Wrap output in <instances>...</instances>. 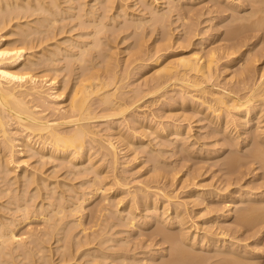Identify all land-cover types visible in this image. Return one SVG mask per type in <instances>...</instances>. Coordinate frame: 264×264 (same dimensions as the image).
Returning a JSON list of instances; mask_svg holds the SVG:
<instances>
[{"label": "rangeland", "instance_id": "obj_1", "mask_svg": "<svg viewBox=\"0 0 264 264\" xmlns=\"http://www.w3.org/2000/svg\"><path fill=\"white\" fill-rule=\"evenodd\" d=\"M58 1H59V5H58L59 8L56 7V6L55 7L51 6L52 7L51 8L49 6L52 9V11H56L55 13L58 16L62 15V16H59V19H60L59 20L58 16L56 18V14L55 13H54L55 15H53V16H52V14H50L52 17L55 16V19H56V21H55L56 23L54 22L55 26H51V28L54 27L52 29H54L55 32H57V30H58L57 36L52 38L50 41L48 40L43 45H45V47H46L45 48L46 50L44 49V52H45L44 54H46V52L50 53L49 50L53 51V53L52 52L51 53L53 54L52 56H55V57L50 56L51 53H50V55L48 53V54H46L44 56H48L49 55V57H51L53 59V60H51V58H50V60H51L50 62L51 63L54 61V63H52L53 66L51 64L50 65L53 67V69H55L54 67L56 66V70H57L56 72L57 73H55V71L53 70L51 72L52 75H50V76L57 75V76H55L56 78H54V79L58 78L57 81H61V84L62 83L65 84V85L67 84L68 87L65 86L66 89L64 88L66 90L65 93L68 92L71 89V87L73 86V84L75 82H77V80H78L77 76H79L81 72H83V71L85 72V70L87 69L86 66L94 65L95 67L96 66L99 67L100 65H102L99 68L100 70L102 69V67L103 68L104 67H108L107 70H110V71L114 68L117 71V76H118V73H119L121 75V77H124L123 75L125 73H127L125 75L126 78L124 79V84L126 82L127 83L123 86V90L126 91V93L123 94L122 97L125 95V97L127 96V99H130L128 97L132 96L133 95L132 93L136 94V92L137 93L140 92L139 94H137L138 96L140 94H142L144 97L142 95H140L142 97L139 98L140 99L139 100L138 98H133V96H132L131 98H133V101L134 102L136 101L134 103L135 105L134 104H133L134 106L132 105L135 108H133L131 106L132 108L130 107L125 112L124 115H126L127 117H123L124 115L120 114V115H118L119 117L117 119L114 118L116 120L114 121L115 123L112 121L113 123H112L111 127L109 126V123H107V121H108L107 119L108 118L107 119L100 118V119H98L97 121L94 122V124L96 123L94 126L97 125V127H98V128L97 127H95V128L100 130L99 131L100 134L102 133V136L104 135V137H107V138L108 137H111V138L113 137V141L119 147L118 148L119 154H117L118 157H119V158H117L118 159L117 164H119V165H117L116 168L112 167L113 169L116 170V172L112 170V168H111V166L109 164H106L107 163L106 160H104V162H102L103 159L101 158V153L100 152L98 153V152L95 151L96 148H97V146H96L97 143H95V144L93 143L92 145L90 144V147L89 146L87 147L88 152L90 150L89 153L93 152L92 153L93 156L91 157V160H90L91 162L90 161H86V163L85 162L83 163L81 161H79V162L77 161L76 163H74L75 165H73L72 163H69V162L67 163L66 161L65 162H63V161L61 162L60 160L59 161L46 160V162L43 165V164H41L42 162H40V160H38L39 159L38 156L30 157V160H28V163H29L28 168L32 169V168H35L34 166L37 167L36 168L37 169L36 173H37V177H38V182L37 183H39V181H40L39 177L41 178V176H43V177L46 178L45 186L41 190L43 195L37 196L38 199L36 197L34 199L31 198L32 199V201H31L30 195H28V194H30L31 190H33V191L35 190L34 188L36 186V182H33L35 184H33L32 181L30 183L28 178H26L28 180L26 182L27 183L29 182V184L27 185V183L25 181H23V180H26V179L24 177L23 178L21 177V176H23L25 174H23V172H20V174H21V176H20L19 173H18L17 177L18 178L21 177V178H19L20 181L18 183H16V184H18L17 185L18 190H17V194H16V191H14L15 192V196H17V195L19 196L20 194L22 195L26 191L25 192L26 195L24 194L25 196L22 197L20 195V197L24 199L22 201V199L19 198V200L21 201L20 204L24 205L26 200H27L28 203L26 202L25 205H27V204L30 205V202H31L32 203L31 206H33L34 208L36 207V208L39 209L38 210L36 208L35 209L34 208H32V209L30 208V212L36 210V213H34V215L37 218L35 216H33L35 218L32 217V219H33V221H32V219L29 218L30 215L27 216L25 214L26 216H24V215L22 216L23 213L21 211L16 212L17 210L15 209V207L19 204L20 201L17 199L18 200L17 205L14 202L13 203L10 202V204H6L7 203L6 201L9 199L6 196L5 199H7V198L8 199L5 200L3 198V199L0 200L1 201L0 203H2V201L6 202L5 204L9 205L11 210L8 207L4 208L2 206L4 208V210H3V208H2V210L1 209L0 210L3 211V212L5 211V212L2 215L3 212L0 211L1 212L0 214L4 217V220H6V218H7L6 216H8L7 220H13L12 218L16 219L14 222H16V223H18L20 225V226L18 225L19 227H17L18 234L19 235L23 234L20 237L30 236V234H32L30 236V238L31 237H38V235L40 237H43L45 235H41V234L44 233L45 231H42V230L49 231V230H47L48 226H50V230L52 229L55 232L58 230L57 233H59V234L56 233L57 235H59V237L57 235H54V237L52 236L50 238L51 240L48 239L47 242H45L44 245H40V246H43L44 249L41 250L40 252H38L36 254V256L34 254L35 257L28 253V256L30 255V257L32 259L34 258L36 260V262H34L35 260L33 259V261L31 260V262H34L35 264H41V262H42L41 261L42 260L41 257H43L44 255L48 256L50 254L49 255V261L50 262L48 261V263L49 264H56V263L59 264V262L62 261L63 259L66 260L67 258L69 259V257L71 258V256L68 255L69 251L65 250V249H68V247L66 248V246L69 243V241H70V243L68 245H69V248H70V244H72V242H77L80 239L81 240H85L87 237H91V240H93L92 237H95V238H96V236L98 237L99 236L98 233H101V237L103 239L101 237H100L101 239H99V237H98L99 240L95 239L94 243L92 242L93 243L92 244L93 247L90 250L88 249L87 251H85L86 254H85V252H84L83 256H79V254H76V256L75 255L73 256V257H75L74 259H72V260L70 259V261L67 260L68 262L64 261L65 263H63V261H62L60 264H85V263L86 264H127V263L128 264H160L161 263L160 261H163V260L167 259V257L171 258V256H169V255H171L175 251L177 252L179 249L181 250L182 246H184L183 247L184 249L182 248L183 250H191L192 252L195 253L197 250L193 251V248L191 247V245H190V247L192 249L186 247L187 245L190 244V240L189 241L186 240L184 242L185 245L182 242V244H181L182 246H179V247H178V245H180V244L177 245V243L174 242L176 244V246L178 247L177 248L175 246V244H172L173 241H171L172 243L170 241H168L169 242L168 243L166 241L167 239H165V237H167V236H168L167 238L172 237V235L174 237V234L178 233L180 231L179 229H181V227L180 228L177 227V226H179L178 224L172 223L173 219H170L171 221H167L166 219H164V217L166 215H168V214H171V215L173 214L174 215V212H175L174 210L177 209V206H178V204L176 202H178V201L179 202L181 201L180 203L184 204V205L181 204L179 207L184 209L185 214H188V215L190 214L189 218L191 217V219L186 224L189 227L186 226V225H183V226L186 227L185 228V232L186 233L188 232L187 236H189V234L192 233L191 237H193L192 235L194 233L193 232L194 231V227L197 226V224L201 225V226L203 225L202 227H204L205 229H206V227L208 228V226L211 224L210 226H211L212 230H214V231L216 230V232H219L221 234L220 235L219 233H217L218 238H220V237L223 238L224 237L223 236L224 227L228 226V228H231V229L230 230L227 229V233H228L227 235H233V234H234V236L238 235V238H240L238 240V243H240L241 245H243V244L245 245L246 243H249L248 244V249L249 248L250 249L259 248V247H261L262 244L264 246V242H263L264 240H262V239H264V235L262 236V238H260V240L259 239L257 240V236L255 234V231L257 229L255 231H253V230L246 229L245 227L244 228H241V227L240 228L239 227L236 228V226H235L237 224L236 219H238V218H235V216L232 217V215H231V217L225 218L224 215H225V211L227 209V206H226L227 202L225 203L224 201L223 202L221 201V202L217 203L216 201H218V200H216L215 202L217 203L216 205L219 208V210H217L218 213H215V211H212V206H209V207H211L210 209H209V207H207V205H206L207 203L206 202L199 201V204H196L197 202L195 203V201L198 199L197 196L190 197L191 196L190 192H191L192 188L196 186V182H202V184L205 185V186H203L204 189H215L216 187L217 188H223L224 187V185L226 184V178L228 177V174H229L230 169H231L229 164H228L229 163L228 161L230 159L229 157H231L232 154H235L238 150H239L238 152L242 153V151H240V149L243 150V152L244 151L246 152L249 149H254V146H255V144L257 142H259V144L264 142V134H261V133H264V131H263L264 128L262 129V127H264V120L261 123L257 122V121H253V123L250 124V128L252 129V131L249 132V133L248 132L247 133L243 132L245 129H242L239 133L236 132L237 129H236V127H234V125L237 124V120H234L233 121L234 124L232 122L230 123V125L228 124L229 126H233L234 127V130L233 129L230 130V133L232 134L231 135V134L227 133V130H225L226 125H225L224 120L222 118H221V120H223V123H222V125H223L222 127L223 128L220 131L219 130V127L221 126V123H219L220 120H215V122H213V121H211L210 118H208L206 116L204 117V114L206 112V110H205V112L202 111L204 106L202 104H200V103L198 104V103L192 102L191 101L192 98L190 97V95H187L186 99H188L187 97H189V100L192 102V105L194 104V106L190 105L191 104L190 101L185 100V96L179 95L180 93H177V90L175 91L174 89H166V88H164V90L163 89L159 90L158 91V94H159L158 96H160V94H162L166 90L162 94L163 96L161 95L160 98H158L157 92H155L156 94L153 95L154 93L152 94V93H149V91H148L149 90V85L152 83L151 80L149 79V76L152 74V72H154L153 70H155L156 66H157V65H154V64H148V63H150V60H151V59H148V57H151V54H152V57H154V56H156L155 54L163 53L161 63L163 62L162 64H164V63H166V62H168L170 60H175V57L176 56L178 57V55H180V54H184V55L186 53H187L186 55L193 54V52H195L196 50H197V52H200V54L206 55L208 53L207 51H209L211 48H214V47L222 51V52L219 53L222 56L220 57V59H221V60H219L220 62H218L219 63L218 67L220 66L219 67L220 68V72L218 70V72H219L218 73L219 75L217 74L218 75V77H217L218 79L215 77V79L213 80V78H212V80L207 82V84L204 83L206 86H209V87L218 86L216 88L221 89L222 87H219L218 84H220V86H225L226 85L225 86L226 90L225 89H223V90L221 89V90L222 91L225 90L226 92H230V93H231L232 87H234V89H236L235 85L237 87L238 78L240 77L239 70H241V67L246 63V61H243V63H242V61H240L239 58H240V56L242 54H245V52H247V51L251 55V56L249 55V57L247 56V58H250V60L252 61L251 65L253 67V71L254 72L252 71L251 75L253 76L252 78L255 79V80L254 79L253 80L256 81V82L263 81L264 73H262V75L260 73L264 69V26L252 29L250 27L254 28V26L245 25V24H248L245 21L246 20L248 21V19L250 21V19L252 18L250 14L257 13L256 12L257 11V7L260 8V6H261L260 2L262 3V1H264V0H259L260 2L258 0H58ZM83 1H84V3L81 4ZM262 4H263L262 8L260 9L261 11L258 9L259 12H262V10H263L264 2ZM122 5L124 6V8H127V11H128V13H125V15H124V12H121ZM53 8L56 9V10H53ZM89 9H91V10H89ZM152 9H157L160 12H167V14H168V16L166 17L167 21L165 20L164 25H162L161 22H159V21L156 22V20L154 18H152V16H150ZM58 11H59V13H58ZM62 11L64 12V14H63ZM60 12H62V13H60ZM259 12L257 14H259ZM263 12H264V10H263ZM38 13H40V14H38ZM41 13L42 12H38L37 11V14L36 15L34 14V16L30 15V18L28 16H24L23 19H21V20H25L27 22V21H29L28 18L31 19L30 20L31 22L29 21L27 24L25 22L26 27H25L24 21H22L23 22L22 23L21 20L18 19L17 21H19V23L21 22V25L23 24L22 25L23 27L20 25V28H19L20 32H19V29L17 28L19 26L15 25L16 28H14V26H13L12 27L14 29L13 32H15V29H16V33H15V35H13L12 34L13 32H12L10 34V36L8 37L9 38L8 40L16 42L21 37V32H22L21 28L25 29V28H27V25H29V26L31 25V27L33 25L34 29H35V27L38 26L37 21L42 16ZM257 14H252V15L255 16ZM113 15H115V16H113ZM63 16H64L65 19L62 18ZM246 16H249L250 18H247ZM35 17H37V18H35ZM112 17H114V20H113ZM138 18L140 20V21L138 20V22H139L138 25L139 26L135 25L136 22H137L136 20ZM32 19H35V25H34V22H32V21H34ZM36 19H38V20H36ZM17 21L14 22V24H18ZM41 21L42 20L40 19L38 22H40V24H41L43 22V21L42 22ZM99 22L101 23V25H99ZM45 23L46 22L44 21V23H42V25L45 24ZM54 23H53V25H54ZM102 23H104V24H102ZM241 23H243V27H244V25L248 26V27L250 26L249 30H247L248 28H246L245 30H247V31L241 33L244 36L249 37V38H247L248 39L247 42H246L247 44H245L244 47H242V46L240 47L241 48L240 49L241 51L239 50L240 52L237 51V52L233 53V55H231V56L229 55L227 57V56L224 55L225 54V50L228 51V45L232 41L231 39L236 38V37L233 38V33H234L233 30L235 28L232 29V27L234 25H236V27H237V24L240 25ZM36 24H37V26H36ZM140 24H142V25H140ZM165 24H166V26H165ZM95 25H97V28H96ZM239 25H238V27H239ZM39 26H38V28H39ZM136 26L138 27L139 30L136 29L137 28ZM31 27H29V28H31ZM40 27H42V26H40ZM98 28L101 29V30H99ZM189 28L192 29L193 33L192 34L190 33L191 36L189 35L188 38H186V33L188 32ZM17 29H18V32H17ZM97 30L99 31V33L96 32ZM135 30H137V31H135ZM196 30H197V33L199 32V34H196V32H194ZM230 30L232 31V34L229 32ZM94 32L97 33V35L95 34V40L96 41H94V36H93ZM16 34H19L20 36L16 35ZM230 34L232 36H230ZM36 35H39V33H36ZM71 35L73 37H71ZM166 36H169L171 39H169L168 41L165 42V37ZM69 37L74 39V40H72V42H74V45L72 43H70V44L73 45V47H71L72 49L70 47H68L69 45H67V44H69V42H67V39ZM96 37H97V39H96ZM140 37H142V39ZM15 38H17V39H15ZM201 38H202V40H201ZM139 39H140V41H139ZM102 40H103V42H102ZM142 40H143V42H142ZM138 41H139V43H143L144 44V45L142 44L143 47L146 50V51L144 50V52L147 53V54H145L144 52L141 53L144 48L140 51V53H137V50L135 48L138 45L137 44ZM15 42H12L13 45H14ZM50 42L51 43L54 42V43H52L53 45L55 43L57 44V45L55 44L56 51L58 49L56 46H59L60 50L57 51L59 54L57 52H55L54 50H52L51 46H53V45ZM93 42H97V43L93 44ZM16 43L17 44H15V45H18V44H20V41L16 42ZM59 43H60L61 46L59 45ZM91 43L93 44V46L97 45V44H99V45L91 48V46H92ZM89 44H90V47H88ZM183 44H184V46L180 47V45H183ZM80 45H81V47H83L84 45L85 46L88 45L86 47H88V49L91 48V50L90 49L88 50L86 48L89 51V53L87 55L86 53L88 51L86 50L87 52L84 53L85 57L83 59L82 64L79 61V59L77 58V56L79 55V52H81V49L84 48V47L81 48L80 51H79L78 47H80ZM160 45H161V47H162V45L163 46L167 45V46H169L168 48H170V49L167 48V49H165V51H164V49L159 50L157 48H159ZM65 46H66V48H65ZM99 46L102 49H100ZM43 47L44 46H42V48ZM222 47H224V48H222ZM61 48L65 49V50L67 49V51H65V50L63 51V50H61ZM68 49H69V51H68ZM92 49H94V50H92ZM70 50H71V52H73L72 55H69V54H71ZM156 50H158L160 53L158 51H156ZM219 50H217V52ZM62 51H63V53H62ZM109 51L111 53L115 52V53H112L114 56L112 55L113 57L111 58L112 61L110 62V65H109V63L105 62V60H107V58H105V57H108V55H110ZM135 52L137 54H135ZM74 53H75V59L76 60L78 59L77 61L74 58L70 59V57H69V56L73 57ZM91 53H92V55H91ZM102 54H104L105 56L104 55L101 56ZM132 54H134V55H132ZM42 55L43 54L41 52L40 56H42ZM94 55H96V56H94ZM140 55H141V57L143 59L140 57ZM226 55H228V54H226ZM235 55L236 56L239 55L238 58H236L235 61L233 60L232 62H230L229 61L230 57L235 56ZM86 56H88V57L86 58ZM135 57L138 58V60H136ZM139 57H140V60H139ZM54 58H56V59H54ZM144 58H145V61H143ZM90 59H91V61H90ZM117 62H119V63H117ZM105 63H107L109 66H106ZM142 63L146 64V65L144 64L146 68L143 67L144 65ZM96 64H98V65H96ZM226 64H228L227 67H224L223 65H226ZM82 65H83V68H82L83 70L81 69ZM111 65H112V67H111L112 69H109V67ZM127 67H128V69H127ZM140 67H142V68H140ZM158 67H159V65H158ZM127 75H129V76H127ZM145 76H147L148 78L145 77ZM237 76H239V77L237 78ZM254 76H256L257 78L258 77H260V78L257 79ZM145 78L147 79L146 80L147 84L145 83V80H144ZM53 81H55V80H53ZM212 84L215 85V86H213ZM146 86H147V88H146ZM226 87H228V88H226ZM133 88H135V89H133ZM168 88H170V87H168ZM146 89H148V90L146 91ZM133 90H135V92ZM168 93H169V96H168ZM233 93L235 94V92H233ZM149 94H150V96H149ZM137 95H134V96H137ZM177 95H179V97ZM66 96H68V95L66 94L65 97ZM180 97L185 100L183 103H181V101H183V100ZM123 99H124V97H123ZM180 99H181V101H180ZM125 101H126V99H125ZM133 101L131 100V101H128V102L131 103ZM200 105H201V107H200ZM97 108L98 107H96L95 111L100 113L101 112L100 108L99 109H97ZM198 108H200L201 110L198 109ZM129 110H131V111H129ZM151 111H152V113L154 115L151 113ZM260 114H262V115H260ZM260 114H259L260 116H258V117H262L263 116V113H260ZM50 117H52V116L50 115ZM168 117H170V119ZM171 118L173 120L177 119L176 123H178V121H180L179 123H182L185 126L187 125L186 126L187 128L188 127L191 128V129L189 128L190 131H188L187 134L185 133L183 135V137H182L183 139L179 138V140H180L179 142L175 141L176 139L169 138L167 136L168 134L165 135L166 133H161L160 131H155L157 129V127H160L161 125L165 124L166 122H168V121L173 122ZM262 118H264V116ZM107 126H108V128H107ZM138 126H140V127H138ZM109 127L110 128L113 127V128L109 129ZM122 129H124V130H122ZM172 129L168 128L167 130H172ZM256 129L257 130H262L261 133H260L261 137H257L254 134L255 132H257ZM117 130H119V131H117ZM107 131H109V132H107ZM110 132L112 134H109ZM106 133L109 136H106ZM240 133H242V134H240ZM116 134H117V136H116ZM250 135L252 136L251 137L252 139L249 140L251 142L250 144H248V142H246V143L245 142H242V143L240 142L241 144L239 143L237 145V143L234 140L236 137H238V140L246 139ZM233 136H236V137H233ZM114 137H115V139H114ZM122 137H124V138H122ZM232 137H233V140H232ZM256 145L259 146L258 143ZM260 147H258V148H260ZM263 147L264 146L262 145L261 148H263ZM94 152H96V154ZM119 155H121V156H119ZM30 163L33 164V167H32V165L30 167ZM78 163L79 164L81 163L80 164L81 166L79 165L80 167L79 166L77 167ZM34 164H36V165H34ZM68 164H70V165L68 166ZM82 164H83V166H82ZM94 164H96L95 165L96 167L93 166ZM156 165L158 166L157 167L158 169L156 168ZM252 165H253V163H252ZM252 165H250V163H249V168H247V169H249L250 172L248 170V171H246L244 173V176H243L244 179H242V182H240V184H242V185L244 184L243 187H245V188L248 187V186L253 187V185H254L253 188L254 189L256 188L255 190L259 191V193H260V192L264 191V168L260 167L259 163L255 164L253 166ZM40 166H41V168H40ZM255 167H257V169H254ZM0 168H2V167H0ZM159 168L160 169H164L165 172H166V173L164 172L166 178L164 177L163 179H161L160 182H158V180L156 178H154L157 175L156 172L159 173V171H160ZM95 169H97V170H95ZM120 169H122V170H120ZM243 169L247 170L246 167L245 168L243 167ZM54 171H56V172H54ZM45 172H46V174H45ZM96 172H97V175H96ZM103 172L105 173L106 176L107 175L108 176H107V179L104 177L106 180L104 179V181H102L103 180L102 179L101 180L102 182L100 181V184H101L100 185L99 181L97 180L98 179L97 177H98V174L104 175ZM112 173H114V174L112 175ZM119 173H120V175H119ZM193 173L195 174V176H193L194 175ZM175 174H176V176H175ZM115 175H118V176H116L117 178L118 177H122L123 178V176H124L123 180L128 182V183L123 182V183L127 184L126 186L124 184L123 185L125 187L130 188V189L132 187L133 188H137L139 186H144L145 184H148V186L150 187V190L151 191H155V190H157V188L155 189L154 187H157V185H159V184L161 185V183H165L166 182V186H165L166 189L164 188L165 190H163V191H165V192L168 191L167 193H169V192H171L173 190L174 193H175L174 196H176V197H173V198L170 197V201H167L166 200V195H165V198L163 196L164 195L163 191L161 192V194H163L162 196L160 194L153 196V194L151 192L152 198H150L151 200L149 201V204H151V205H149V207H147V208H144V210H142L141 212L137 213V214H139V215H137L138 219H136V220H138L137 221L138 223L136 222V225L134 224L135 226L133 225L134 227H132V224H130V223L128 224V222H126V221H128V219H126V217L124 218L123 215H119L118 216L117 212L115 213V211H114V210L117 209L116 207L119 208L121 206H124L128 202L127 193H126V191H128L126 189H128V188H124V187H122L123 185L119 186V184H118L119 188L122 187L121 189H118V187H115V186H117L115 183L113 185L111 184L112 176L114 178ZM172 176H174V177H172ZM195 177H196V179H195ZM110 178H111V181L109 180ZM94 179H96V182H94L95 181ZM55 180H57V181H55ZM85 180H87V181H85ZM120 180H119V182L122 181V180L121 181ZM167 180H168V182H167ZM21 181L25 184L24 186L26 188L25 187L24 188L21 187V185L23 186ZM92 182L94 184H92ZM108 182H109L110 186L108 185L109 188L106 190V192L102 191L100 188L97 187V186L100 187L102 185L108 184ZM129 182H131V183H129ZM152 182H154V183H152ZM0 183H2L1 182V178H0ZM184 184H185V186H184ZM27 186H28L29 189L27 188ZM105 186L107 187V185H105ZM233 186H234L235 189H238L237 187H239V184L232 185V187ZM235 186H237V187H235ZM0 187H2V185H0ZM19 187L21 189H19ZM55 187H57V189ZM151 187L153 189H155V190H152ZM183 187H184V189H183ZM250 188H247V189H250ZM59 189H61V190H59ZM93 189H94V191H93ZM176 189H178V190H176ZM96 190H98V191H96ZM85 192H87V194ZM47 193H49V194H47ZM103 193H104L105 196L103 195ZM237 194L238 193H236V196H237ZM56 195H59V196H56ZM87 195H88V197H87ZM42 196H44L46 198H49V199L43 198ZM77 196H78V198H77ZM80 196H81V198H80ZM124 196H126V198H123ZM24 197H26V199ZM28 198L30 199V201H28L29 200ZM79 198L80 199H84V200L86 199L85 200L86 202L83 201V203H82L83 205L81 204L82 209L84 208V210H82L80 208L81 206L77 207V202L76 201ZM119 198H121V200ZM59 199H60V201L61 200L62 201L66 200L67 202L66 201H64V203L62 201L60 202ZM117 199L120 200V202H117L118 204L115 202V201H117ZM10 200H12V199L10 198ZM164 200H166V201H164ZM12 201H15V200H12ZM50 201H51V203H50ZM53 201L54 202L56 201L54 204H55V206L57 205L56 206L57 208L55 206H54V208L52 207L53 206L52 205ZM40 202H41V204H40ZM48 202H49V204H48ZM155 202H156V207H151L153 204H155ZM167 202H169V203H167ZM229 202H230V200H229ZM35 203H37V204H35ZM61 203L63 204V206H61L62 205ZM239 203L241 205H244L241 202H239ZM33 204L36 205V206H34ZM73 204H75V206ZM1 205L2 204H0V206ZM43 205H44V210H43V207H42ZM65 205L68 206L69 208L72 206V212H70L71 210H68L69 208L66 207ZM116 205H118V206H116ZM60 206L63 208V211H60L62 209ZM64 206H65V209L67 208L66 210L68 212L64 209ZM183 206H185V207H183ZM58 207H60V208H58ZM73 208H74V210H73ZM51 209H53V211L57 212V213L53 212L54 215H55V218L54 217L52 218L48 214V213L52 214L50 212ZM54 209H56V210H54ZM77 209L79 210V213L77 212L78 211ZM8 211H9V213L7 214ZM40 211H43V213L44 212L45 213L43 214ZM74 211H75V213H78V215H80V214L81 215L80 216H78V215L76 216ZM37 212H38L39 215L37 214ZM61 212H62V214H63V212H65V213H69L70 212V213L74 214L75 217L72 214H70L71 215L70 216L69 214H65V213L64 214L66 216H63L64 214L61 215ZM11 213H12V215H9ZM41 213L43 214L42 215L43 216L42 219L40 217ZM196 214H198V216L200 218ZM201 214H202V216H201ZM47 215L49 217L48 219L46 218ZM59 216L63 217V219H65L67 216L68 217L70 216L71 218H68V217L66 218V220L68 222L63 220V219H61V221L62 222L64 221V223H65V224L64 223L61 224L62 222L60 221V219H58ZM44 217H45L46 220L43 219ZM50 217L52 219H50ZM140 218H141V220H140ZM204 218H206V219H204ZM56 219L59 220V222H61V223L58 224V222H56L57 221ZM77 219L79 221H77ZM176 219H178V217L174 218V220H176ZM44 220H45L46 224L44 223ZM50 220L51 221L54 220V224L53 223L51 224ZM73 220H75L76 222H74ZM202 220L205 221V224L204 223L201 224ZM23 221H24V223H23ZM47 221H48V223L50 225L47 224ZM55 222H56V224H55ZM79 222H81V223H79ZM66 223H67V225H70V226H71V224H74V223H75V225L77 224L76 227L75 226L74 227H70L69 226L70 228H75V229H73L74 230L73 233L71 232L72 230L70 228H69L70 232L68 233L67 230H69V229H68V226L66 225ZM217 223H219V224L221 223V224L219 225ZM51 225L53 227L55 225L56 227L53 228V227H51ZM193 225H195V226L193 227ZM60 226H61V228H60ZM261 226H262L261 228L264 230V227H263L264 226V222H263V224ZM29 227H31V229ZM63 227H64V229H63ZM65 227H66V230H65ZM221 227L223 228V230H222ZM35 228H36V230H35ZM59 228L62 229L63 231L61 232V230ZM163 228H165L167 234L171 233V232L172 233L170 235H167V234L164 233V235H165V237H164L163 233H160V231H162ZM177 228H179V229H177ZM26 229H30V231L28 232V231H26ZM186 229H187V231H186ZM200 229L201 230H198V233L196 235L194 234L196 238H197V236L199 234H201V233H203L205 231L203 228H200ZM237 229L240 230V231H238ZM31 230H32V232H31ZM39 230L41 232H39ZM64 230L68 234L72 233L74 235L75 233H77V234H75L77 236H75V238H74L72 236V234H71V237L69 235H67L66 242H64V239H65L64 235H63V234H65ZM165 230H163V231L165 232ZM233 230H235V231H233ZM24 231L28 232V233L31 232V233L26 235L27 233L24 234ZM54 231H50V232L54 233ZM173 231H175V232H173ZM235 232H236V234H235ZM33 233H34V235H33ZM35 234H37V236H35ZM44 234H46V233H44ZM102 234H103V236H102ZM178 234H181V233L179 232ZM178 236H180V235H178ZM47 237H48V235H47ZM69 237L70 238L73 237L74 239L72 238L70 240ZM105 237H106V239H105ZM230 237L231 236H227V238H226L227 240H225V241H219L218 245L221 244V243L222 244H228L227 242L230 243V239L231 240L234 239L233 236H232V238H230ZM30 238L27 237V239L25 238V240H28V242H29ZM176 238H177V236H176ZM67 239H69V240H67ZM100 240H101L102 243L99 242ZM258 241H261V245L260 246L256 245ZM59 242L62 245H63V243H67V244L64 245L65 247L64 246L62 247ZM96 242H98V243H96ZM104 242L106 244H104ZM178 243H179V241H178ZM30 244H31V246H30ZM169 244H172L173 246L169 245ZM26 245L29 248L34 246L30 242H29V244H26ZM90 245L91 244H89V247H90ZM47 247H49L50 249L47 248ZM74 247H76V245H74ZM74 247H72V248H74ZM84 247L85 246H83V249H84ZM175 247L178 250H176ZM33 248H35V246ZM38 248L39 247L36 246V250ZM81 248H82V246H81ZM213 248L210 247L209 248L210 250L209 249H205V250L201 249V250H203V254H202L201 250H199L201 252H199V251L198 252L201 253L203 255V257H204L205 253H208L207 255H209V257L205 254L207 256V257L206 256L205 257L208 259L212 255H215V253H218L217 251L214 252L215 248L214 249ZM174 249H175V251H174ZM211 249H213L214 251L211 250ZM19 250L20 249H18V251H16V253H17V255L20 254L21 256L19 255L20 257H18V256L15 255L16 257H18V258H15V260L11 258L13 260L12 261L10 259L11 264L12 263H14V264L15 263H17V264H26L28 261H30L31 258L30 257L28 258L26 256V254H24L26 251L20 250L21 253L24 252L23 254L26 256V259H25V258H23L25 256L23 254H21L19 252ZM63 250L67 251V253L64 252ZM46 251H47V253H46ZM204 251H205V253H204ZM211 251H213L214 254L211 253ZM63 253H65V254H63ZM199 253H197V254H199ZM62 254L65 255V257ZM122 254L124 255L123 257H122ZM174 254H172V257H173ZM166 255H167V257H166ZM262 255L263 256H262V259L259 262V264H263L264 263L263 262L264 261V252H263ZM215 256H217V255H215ZM220 256H218L219 259H220ZM121 257L122 258L126 257L127 260L126 259H122L121 260ZM205 257L203 259H205ZM218 257L215 258V259L214 258L211 259L212 258L211 257L210 260L208 259L209 261L207 259H205L206 260L205 262H207L208 264H214V260H216V259L218 260ZM27 258H28V260H27ZM2 259H3V257H2ZM24 259L27 260V262ZM171 259H167V260H171ZM75 260H76V262H75ZM14 261H16V262H14ZM123 261L125 263H123ZM218 261H221V260H218ZM163 262L165 264L167 263L165 261H163ZM215 262H216L215 264H218L217 261H215ZM30 263L28 262L27 264H30ZM207 263H204V264H207ZM221 263L222 262H220L219 264H221Z\"/></svg>", "mask_w": 264, "mask_h": 264}, {"label": "bare ground", "instance_id": "obj_2", "mask_svg": "<svg viewBox=\"0 0 264 264\" xmlns=\"http://www.w3.org/2000/svg\"><path fill=\"white\" fill-rule=\"evenodd\" d=\"M259 1V0H258ZM260 2V1H259ZM264 1H262L263 3ZM62 3V2H61ZM60 3V4H61ZM84 1L81 3L83 4ZM260 2V8L257 7V13L259 12L258 9L260 10L262 8V4ZM59 1L58 0H0V178H1V182L0 185H2V187H0V200L1 199H5V197L7 196L8 200L6 202L2 201V204L0 206V209L2 210V208L4 207H9V205H6V204H10V202H14L18 203V200L20 197V195L18 196H15V192L16 191V194H17V190H18V187L16 183H18L20 180L19 178H28L29 182L32 183L33 182H36V186H35V190H31L30 191V199H34L35 197L37 198V196H40V195H43L42 194V189L44 188L45 186V183H46V178L41 176V178L39 177L40 181L39 183L38 182V177H37V173H36V166H34L35 168H32V169H29L28 166H29V163H28V160H30V157H33V156H38V160H40V162H42L41 164L44 165V163L46 162V160H54V161H63V162H69V163H72L73 165H75L74 163H76L77 161H81V162H85L86 161H90L91 160V157L93 156L92 153H89L88 150H87V147L89 146L90 147V144L92 145L93 143H97L96 146V152H100L101 153V158L103 159L102 162H104V160L107 161L106 164H109L111 166V168L113 167H117V162H118V155L119 152H118V146L117 144H115V142L113 141V137H104V135L102 136V133L100 134V130H98L97 128V125L94 126V122L97 121L98 119L100 118H105L107 119V123H109V126L111 127L112 126V123L119 117L118 115L122 114L124 115L125 112L136 102L133 101V98H141L142 96H138L136 92L135 93H132L133 95V98H131L132 96L128 97L130 99H127V96L125 97V95L122 97L123 94L126 93V91L123 90V86L127 83L124 84V79L126 78V74L125 73L123 76L124 77H121V75L118 73V76H117V71L113 70L111 67L112 65L109 67V69H112L111 71L110 70H107L108 67H102V69L100 70L99 68L102 66L100 65L99 67L98 66H94V65H91V66H86L87 69L85 70V72H81L78 77V80L77 82H75L73 84V86L71 87V89L65 93V89L67 86V84H61V81H57V79H54L56 78L55 76L57 75H53V76H50L52 75L51 72L54 70L55 73H57L56 71V66L54 67L55 69H53V65L52 63H54V61L51 63L50 61L53 60L51 57H49L50 53L53 51L49 50L50 53L48 56H44L46 54H48L46 52V54H44V49L46 48L45 45H43L44 43H46L48 40L50 41L52 38H54L55 36H57V33H58V30L57 32L54 31V27L51 28V26H55V16L52 17L53 15H55L56 11H52V7H58L59 8ZM80 5V4H79ZM149 5V4H148ZM234 5V4H233ZM236 5V4H235ZM51 8H50V7ZM114 6V5H113ZM126 7V6H125ZM128 7V6H127ZM68 8V7H67ZM66 8V9H67ZM70 8V7H69ZM73 8V7H72ZM131 8V7H130ZM155 8V7H154ZM63 9V8H62ZM61 9V10H62ZM121 12H124V15L125 13H128L127 11V8H124V6L122 5V8H121ZM236 9V8H235ZM53 10H56L53 8ZM60 10V11H61ZM91 10V9H89ZM263 10H264V7H263ZM259 12V14L257 13H252V14H257V15H251V19L249 21L246 20L245 22H247L248 24H245V25H252L254 26L253 27H250L252 29H255V28H259V27H263L264 26V12ZM37 11L38 12H42V16H41V21L42 23H44V21L46 22L45 24L42 25V23L40 24V22H38L39 20L37 21L38 23V26H42L38 28L37 24L34 29V26L31 25H27V28L30 30H28L27 28H21V37L18 39L20 41V44L18 45H15L17 44L16 42H19L18 40L15 42V41H11V40H8L10 34L14 31V29L12 28L14 26V28H16V26H19L17 27L18 29L20 28V25H21V22L24 21V24H25V20H21L23 19L24 16H28L30 18V15L34 16V14L36 15L37 14ZM64 11V10H63ZM62 11V12H63ZM66 11V10H65ZM261 11V10H260ZM60 12V13H62ZM67 12V11H66ZM65 12V13H66ZM253 12V11H252ZM55 13V14H54ZM59 13V11H58ZM263 13V14H262ZM40 14V13H38ZM52 14V16L50 15ZM64 14V12H63ZM93 14V13H92ZM69 15V14H68ZM106 15V14H105ZM120 15V14H119ZM249 15V16H250ZM57 14H56V18H57ZM59 16H62V15H59ZM59 16H58V19H59ZM115 16V15H113ZM152 18H154L157 21L161 22L162 25H164L165 23V20H166V17L168 16L167 12H160L158 11L157 9H152L151 10V15ZM249 16H246L247 18H250ZM27 17V18H28ZM28 20L30 21L31 19ZM37 18V17H35ZM64 18V16L62 17ZM79 18V17H78ZM106 18V17H105ZM113 20H114V17H112ZM241 18V17H240ZM246 18V19H247ZM18 19L21 20V22L19 23V21H17ZM65 19V18H64ZM80 19V18H79ZM101 19V18H100ZM133 19V18H132ZM242 19V18H241ZM34 21V25H35V19H32ZM60 20V19H59ZM58 20V21H59ZM138 20L139 18L136 20V24L137 26L138 25ZM18 24H14V22H16ZM27 21L26 24L29 22ZM140 21V20H139ZM167 21V20H166ZM31 22V21H30ZM55 22V23H54ZM92 22V21H91ZM102 22V21H101ZM142 22V21H141ZM140 22V23H141ZM244 22V23H245ZM23 23V22H22ZM54 23V25H53ZM94 23V22H93ZM112 23V22H111ZM26 24H25V27H26ZM96 24V23H95ZM104 24V23H102ZM16 25V26H15ZM23 25V24H22ZM21 25V26H22ZM99 25H101V23L99 22ZM142 25V24H140ZM239 24H237V27L236 25H234L232 27L233 30V38L234 39H231L230 41V44L228 45V51H226L225 48V56H231L233 55V53L235 52H240L241 50V46L244 47L245 44H247V38L249 37H246L244 36L243 32L249 30V27L248 26H245L243 27V23H241L240 26L238 27ZM31 28H29V27ZM80 26V25H79ZM83 26V25H82ZM96 28H97V25H95ZM136 26V27H137ZM166 26V24H165ZM23 27V26H22ZM99 27V26H98ZM101 27V26H100ZM164 27V26H163ZM190 27V26H189ZM167 28V27H166ZM246 28H248L247 30H245ZM18 29H17V32H18ZM99 29V28H98ZM138 29V27L136 28ZM231 29V30H232ZM63 30V29H62ZM101 30V29H99ZM139 30V29H138ZM229 31L231 34H232V31ZM103 31V30H102ZM115 31V30H114ZM137 31V30H135ZM171 31V30H170ZM19 32H20V29H19ZM97 33H99V31L97 30L96 31ZM94 32V41L95 40V34L97 35V33ZM139 32V31H138ZM196 32V34H199V32L197 33V30L194 31ZM16 33V29H15V32H13L12 34L15 35ZM36 33H39V35H36ZM64 33V32H63ZM70 33V32H69ZM72 33V32H71ZM92 33V32H91ZM186 33V32H185ZM190 33L192 34V29L189 28L188 29V32L186 33V38H188V36L190 35ZM90 34V33H89ZM195 34V33H194ZM230 34V36H232ZM16 35H19V34H16ZM99 35V34H98ZM20 36V35H19ZM86 36V35H85ZM191 36V35H190ZM15 37V36H14ZM59 37V36H58ZM71 37H73L71 35ZM71 37H69L67 39V42H69V45L68 47H73L74 45V42H72V39ZM102 37V36H101ZM105 37V36H104ZM204 37V36H203ZM261 37V36H260ZM82 38V37H81ZM103 38V37H102ZM142 39V37H140ZM185 38V37H184ZM232 38V37H231ZM13 39V38H12ZM17 39V38H15ZM97 39V37H96ZM100 39V38H99ZM105 39V38H104ZM163 39V38H162ZM169 39H171L169 36H166L165 37V42L168 41ZM14 40V39H13ZM66 40V39H65ZM101 40V39H100ZM144 40V39H143ZM142 40V42H143ZM202 40V38H201ZM91 41V40H90ZM98 41V40H97ZM140 41V39H139ZM138 41V45L136 46V50H137V53H140V51L144 48L143 47V43H139ZM12 42H15L14 45ZM76 42V41H75ZM89 42V41H88ZM103 42V40H102ZM164 42V41H163ZM11 43V44H10ZM51 43V42H50ZM54 43V42H52ZM51 43V44H52ZM72 43V44H70ZM96 44L97 42H93V44ZM101 43V42H100ZM249 43V42H248ZM49 44V43H48ZM56 44V43H55ZM55 44L53 46H51L52 50H54L55 52H57L59 49V46H56L58 49L56 51V48H55ZM91 43V48L92 47H95V46H98L99 44L97 45H94ZM143 44V45H142ZM57 45V44H56ZM60 45V43H59ZM63 45V44H62ZM66 45V46H67ZM72 45V46H71ZM164 45V44H163ZM157 49L161 50V49H167L169 46L165 45ZM169 45V44H168ZM42 46H44L42 48ZM47 46V45H46ZM61 46V45H60ZM65 46V48H66ZM83 46V45H82ZM88 46V45H86ZM85 45L83 47H78L79 48V51L81 48V52H79V55L77 56V58L79 59V61L83 62V59H84V53L87 52L89 49L91 50V48L88 49V47H90V44L88 47H86ZM172 46V45H171ZM184 46L183 45H180V47ZM255 46V45H254ZM54 47V48H53ZM64 47V46H63ZM67 47V48H68ZM115 47V46H114ZM247 47V46H246ZM49 48V47H48ZM88 50H87V49ZM100 48V46H99ZM173 48V47H172ZM171 48V49H172ZM219 48V47H218ZM224 48V47H222ZM256 48V47H255ZM72 49V48H71ZM74 49V48H73ZM97 49V48H96ZM102 49V48H100ZM170 49V48H168ZM46 50V49H45ZM61 50H65V49H62ZM76 50V49H75ZM87 50V51H86ZM94 50V49H92ZM107 50V49H106ZM145 50V48L143 49V51L141 53H143ZM201 50V49H200ZM199 50V51H200ZM217 48H211L209 51H207L208 53L206 55H203V54H200V52H197V50L195 52H193V54H188V55H184V54H180L178 55V57L176 58L175 57V60H170L164 64L161 63L162 61V56H163V53H160V54H155L156 56L152 57V54H151V57H148V59H151L150 60V63L148 64H154V65H157L156 66V69L153 70L154 72H152V74L149 76V79L151 80V84L149 85V90L146 89V91L148 90L149 93H154L153 95H155L157 92V96L159 95L158 94V91L166 88V89H174L175 91L177 90V93H180L179 95L181 96H185V100H189V97H187L188 99H186V96L187 95H190V97L192 98V102H195V103H200L202 104L203 106V109L202 111L205 112L204 114V117H208L211 119V121L215 122V120H220L219 123H221V126L219 127V130L221 131V129L223 128L222 126V123H223V120H224V123L226 125L225 127V130H227V133L228 134H231L230 133V130H234V127H236V132H240L242 129H245L243 132H251L252 129L250 128V124L253 123V121H257V122H262L264 120V118H262L264 116V78H263V81H259V82H256L254 81L255 79L252 78L253 76L251 75L252 71H253V67H252V61L250 60V58H247V56L249 57V52H245V54H242L240 56V61H246V63L241 67V70H239V76H237L238 78V85L236 87L235 85V88L232 87V90H231V93L230 92H226L225 90V86H220L219 87H222L221 89H225L224 91H222L221 89L219 88H216V87H209V86H206L204 83L207 84V82H209L210 80H213L215 79V77L217 78L218 77V73L220 72V66L218 67V62H220L219 60L220 57L222 55H220L219 53L222 52L221 50H219L217 52ZM240 50V51H239ZM48 51V50H47ZM62 51V53H63ZM67 51V49L65 50ZM69 51V49H68ZM102 51V50H101ZM146 51V50H145ZM163 51V52H164ZM252 51V50H251ZM42 52V56H40V53ZM94 52V51H93ZM110 52V51H109ZM134 52V51H133ZM157 52V53H158ZM167 52V51H166ZM173 52V51H172ZM192 52V51H191ZM227 52V53H226ZM244 52V51H243ZM51 53L50 56H52L53 54ZM58 53V52H57ZM66 53V52H65ZM70 53L69 55H72L73 52H71L70 50ZM89 51L86 53L88 55ZM101 53V52H100ZM103 53V52H102ZM112 53H115V52H112ZM110 52V55H108V57H105L107 58V60H105V62L109 63L110 65V62L112 61V57L114 56ZM135 52V54H137ZM145 53V52H144ZM202 53V52H201ZM59 54V53H58ZM147 54V53H145ZM220 56H219V55ZM222 54V53H221ZM228 54V55H226ZM92 55V53H91ZM100 55V54H99ZM104 54H102L101 56H103ZM106 55V56H107ZM113 55V56H112ZM116 55V54H115ZM134 55V54H132ZM139 55V54H138ZM137 55V56H138ZM142 55V54H141ZM140 55V57H141ZM154 55V54H153ZM167 55V54H166ZM96 56V55H94ZM105 56V55H104ZM136 56V55H135ZM150 56V55H149ZM165 56V55H164ZM239 56V55H238ZM238 56H232L230 57V62H232L233 60L235 61L236 58H238ZM251 56V55H250ZM52 57H55V56H52ZM70 59L74 58L75 59V53L72 56H69ZM83 57V58H82ZM88 56H86L87 58ZM91 57V56H90ZM140 57H139V60H140ZM144 57V56H143ZM51 58V60H50ZM142 58V57H141ZM226 58V57H225ZM56 59V58H54ZM77 59V60H78ZM103 59V58H102ZM115 59V58H114ZM113 59V60H114ZM136 60H138V58L135 57ZM143 59V58H142ZM141 59V60H142ZM147 59V60H148ZM224 59V58H223ZM255 59V58H254ZM76 60V59H75ZM76 60V61H77ZM94 60V59H93ZM117 60V59H116ZM133 60V59H132ZM69 61V60H68ZM91 61V59H90ZM103 61V60H102ZM145 61V58L144 60ZM149 61V60H148ZM165 61V60H164ZM57 62V61H56ZM79 62V63H80ZM87 62V61H86ZM73 63V62H72ZM88 63V62H87ZM91 63V62H90ZM95 63V62H94ZM93 63V64H94ZM107 63H105L106 66H109ZM119 63V62H117ZM129 63V62H128ZM254 63V62H253ZM52 66H51V65ZM68 64V63H67ZM71 64V63H70ZM92 64V63H91ZM133 64V63H132ZM143 64V63H142ZM145 64V63H144ZM143 64V65H144ZM147 64V65H148ZM80 65V64H79ZM98 65V64H96ZM142 65V66H143ZM146 65V64H145ZM145 65L143 67H145ZM159 65V67H158ZM228 64L226 65H223L224 67H227ZM71 66V65H70ZM141 66V65H140ZM256 66V65H255ZM254 66V67H255ZM98 67V68H97ZM115 67V66H114ZM260 67V66H259ZM83 68V65L81 66V69ZM142 68V67H140ZM146 68V67H145ZM76 69V68H75ZM123 69V68H122ZM128 69V67H127ZM224 69V68H223ZM256 69V68H255ZM259 69V68H258ZM72 70V69H71ZM83 70V69H82ZM130 70V69H129ZM133 70V69H132ZM219 70V72H218ZM73 71V70H72ZM264 69L261 71V75L263 72ZM59 72V71H58ZM119 72V71H118ZM146 72V71H145ZM254 72V71H253ZM260 72V71H259ZM258 72V73H259ZM130 73V72H129ZM149 74V73H148ZM218 74V75H217ZM120 75V76H119ZM258 75V74H257ZM260 75V76H261ZM60 76V75H59ZM75 76V75H74ZM129 76V75H127ZM49 77V78H48ZM147 77V76H145ZM256 77V76H254ZM148 78V77H147ZM257 78V77H256ZM260 77H258L257 79H259ZM77 79V78H76ZM148 79V80H149ZM218 79V78H217ZM254 79V80H253ZM55 80V81H53ZM69 80V79H68ZM145 80V83L147 84L146 82V78L144 79ZM234 80V79H233ZM129 81V80H128ZM226 81V80H225ZM231 81V80H230ZM223 82V81H222ZM227 82V81H226ZM228 83V82H227ZM233 83V82H232ZM209 84V83H208ZM216 84V83H215ZM231 84V83H230ZM235 84V83H234ZM213 85V84H212ZM232 85V84H231ZM66 86V87H65ZM111 86V87H110ZM128 86V85H127ZM148 86V85H147ZM146 86V88H147ZM211 86V85H210ZM215 86V85H213ZM126 87V86H125ZM143 87V86H142ZM170 87V88H168ZM224 87V88H223ZM65 88V89H64ZM141 88V87H140ZM228 88V87H226ZM125 89V88H124ZM135 89V88H133ZM132 90V89H131ZM137 90V89H136ZM141 90V89H140ZM135 92V90H133ZM145 91V90H144ZM166 91V90H165ZM164 91V92H165ZM168 91V90H167ZM230 91V90H229ZM163 92V91H162ZM163 92V93H164ZM169 92V91H168ZM171 92V91H170ZM235 92V94L233 93ZM161 93V92H160ZM162 93V94H163ZM68 95L65 97V95ZM128 94V93H127ZM160 94V96L162 95ZM166 94V93H165ZM176 94V93H175ZM134 95H137V96H134ZM146 95V94H145ZM179 95H177L179 97ZM148 96V95H147ZM150 96V94H149ZM152 96V95H151ZM160 96H158V98H160ZM163 96V95H162ZM168 96H169V93H168ZM144 97V96H143ZM155 97V96H154ZM177 97V98H178ZM157 98V97H156ZM181 98V97H180ZM190 98V99H191ZM126 99V101H125ZM148 99V98H147ZM182 99V98H181ZM180 99V101H181ZM133 101L131 103H129L128 101ZM137 100V99H136ZM140 100V99H139ZM177 100V99H176ZM183 101H181V103H183L185 100L182 99ZM138 101V100H137ZM187 101V102H188ZM190 101V105H192V102ZM149 102V101H148ZM186 102V103H187ZM138 103V102H137ZM171 103V102H170ZM185 103V104H186ZM98 107L97 109L100 108V113L96 112L95 109L96 107ZM135 105V104H134ZM133 105V106H134ZM151 105V104H150ZM164 105V104H163ZM182 105V104H181ZM196 105V104H195ZM132 106V107H133ZM138 106V105H137ZM141 106V105H140ZM170 106V105H169ZM194 106V104L192 105ZM131 107V108H132ZM152 107V106H151ZM150 107V108H151ZM180 107V106H179ZM196 107V106H195ZM198 107V106H197ZM201 107V105H200ZM135 108V107H133ZM162 109V108H161ZM200 109V108H198ZM197 110V109H196ZM201 110V109H200ZM131 111V110H129ZM144 111V110H143ZM159 111V110H158ZM177 111V110H176ZM263 111V112H262ZM154 112V111H153ZM166 112V111H165ZM145 113V112H144ZM152 113V111H151ZM260 113H263V116L262 117H258L262 114ZM153 114V113H152ZM151 114V115H152ZM181 114V113H180ZM260 114V115H259ZM50 115L52 117H50ZM154 115V114H153ZM157 115V114H156ZM123 117H127L126 115H124ZM183 117V116H182ZM185 117V116H184ZM116 118V119H114ZM121 118V117H120ZM149 118V117H148ZM170 119V117H168ZM179 118V117H178ZM221 118L223 120H221ZM262 118V119H261ZM139 119V118H138ZM162 119V118H161ZM172 119V118H171ZM132 120V119H131ZM188 120V119H187ZM202 120V119H201ZM234 120H237V124L233 126H229L230 123ZM113 121V122H112ZM173 122H166L165 124L161 125L160 127H157V129L155 131H160L161 133H166L165 135H167L169 138L171 139H176L175 141H180L179 138H182L183 135L189 130L190 127H186L185 125H183L182 123H179L180 121L177 122V119H172ZM185 121V120H184ZM161 122V121H160ZM189 122V121H188ZM236 122V121H235ZM115 123V122H114ZM135 123V122H134ZM217 123V122H216ZM218 124V123H217ZM229 124V125H228ZM234 124V123H233ZM97 127V128H95ZM109 129H112L110 128ZM124 127V126H123ZM126 127V126H125ZM140 127V126H138ZM149 127V126H148ZM101 128V127H100ZM108 128V126H107ZM119 128V127H118ZM154 128V127H153ZM172 129V130H167V129ZM215 128V127H214ZM213 128V129H214ZM218 128V127H217ZM216 128V129H217ZM260 128V127H259ZM264 127H262L263 129ZM117 129V128H116ZM191 129V128H190ZM124 130V129H122ZM149 130V129H148ZM224 130V129H223ZM119 131V130H117ZM140 131V130H139ZM257 132H255L254 134L257 136V137H261V134H264V133H261L262 130H257ZM264 131V130H263ZM109 132V131H107ZM140 133V132H139ZM233 133V132H232ZM261 133V134H260ZM109 134H112L111 132ZM236 134V133H235ZM242 134V133H240ZM119 135V134H118ZM144 135V134H143ZM232 135V134H231ZM230 135V136H231ZM106 136H109L107 135L106 133ZM117 136V134H116ZM125 136V135H124ZM127 136V135H126ZM142 136V135H141ZM148 136V135H147ZM164 136V135H163ZM246 136V135H245ZM190 137V136H189ZM233 137H236V136H233ZM233 137H232V140H233ZM252 136H248V138L246 139H242V140H238V137H236L234 140L235 142L237 143V145L241 142H248V144H250L251 142L249 141ZM124 138V137H122ZM115 139V137H114ZM132 139V138H131ZM149 139V138H148ZM152 139V138H151ZM183 139V138H182ZM262 139V138H261ZM132 141V140H131ZM148 141V140H147ZM174 141V140H173ZM182 141V140H181ZM130 142V141H129ZM262 142V141H261ZM240 143V144H241ZM256 143V142H255ZM258 143L259 146H257L256 144ZM254 146V149H249L248 151H244L240 149V151H242V153L240 152H236L235 154H232L231 157H229V166H230V172L228 174V177L226 178V184L224 185L223 188H216L215 189H204L202 182H196V186L192 188L191 192H190V197L192 196H197V200L195 201L196 204H199V201H202V202H206L207 204V207L209 206H212V211H215V213H218L217 210H219V208L217 207V203L219 202H227L226 206H227V209L225 211V218L227 217H234L235 218H238L236 219L237 221V224L235 225L236 228H246V229H249V230H253L255 231V234L257 236V240L260 238H262V236L264 235V230L261 228L263 222H264V191L260 192L255 190L253 187L251 186H248V187H243L242 184H240V182H242V179L243 176H244V173L246 171H248L249 169V163L250 165H255L257 163L260 164V167L264 168V147H262V145L264 146V142L263 143H260L257 142ZM121 144V143H120ZM131 144V143H130ZM150 144V143H149ZM177 144V143H176ZM128 145V144H127ZM148 145V144H147ZM236 145V144H235ZM132 146V145H131ZM154 146V145H153ZM257 146V147H256ZM261 146V147H260ZM121 147V146H120ZM260 147V148H258ZM155 148V147H154ZM177 148V147H176ZM250 148V147H249ZM95 149V148H94ZM221 151V150H220ZM96 152H94L96 154ZM191 152V151H190ZM215 152V151H214ZM125 153V152H124ZM215 154V153H214ZM220 154V153H219ZM191 155V154H190ZM234 155V156H233ZM121 156V155H119ZM125 157V156H124ZM156 157V156H155ZM158 157V156H157ZM160 157V156H159ZM99 159V158H98ZM93 160V159H92ZM127 160V159H126ZM30 162V161H29ZM91 162V161H90ZM58 163V162H57ZM60 163V162H59ZM101 163V162H100ZM64 164V163H63ZM81 164V163H80ZM78 163L77 167L80 165ZM105 164V163H104ZM103 164V165H104ZM122 164V163H121ZM126 164V163H125ZM33 167V164L30 163V167ZM36 165V164H34ZM56 165V164H55ZM70 164H68L69 166ZM86 165V164H85ZM96 164H94L93 166H95ZM98 165V164H97ZM101 165V164H100ZM163 165V164H162ZM166 165V164H165ZM252 165V166H253ZM52 166V165H51ZM67 166V165H66ZM81 166V165H80ZM79 166V167H80ZM83 166V164H82ZM123 166V165H122ZM45 167V166H44ZM56 167V166H55ZM75 167V166H74ZM96 167V166H95ZM94 167V168H95ZM158 166L156 165V168ZM243 167L247 170H244ZM41 168V166H40ZM67 168V167H66ZM73 168V167H72ZM93 168V169H94ZM101 168V167H100ZM110 168V167H109ZM113 171L116 172L115 169H113ZM162 168V167H161ZM207 168V167H206ZM251 168V167H250ZM39 169V168H38ZM77 169V168H76ZM102 169V168H101ZM154 169V168H153ZM158 169V168H157ZM160 169V168H159ZM254 169H257V167H255ZM97 170V169H95ZM122 170V169H120ZM78 171V170H77ZM81 171V170H80ZM112 171V172H113ZM159 171V170H158ZM173 171V170H172ZM198 171V170H197ZM257 171V170H256ZM20 172H23V176H21ZM56 172V171H54ZM71 172V171H70ZM165 170L164 169H160L159 173H157V175L154 177L158 180V182L161 181V179H163L165 177V174H164ZM168 172V171H167ZM196 172V171H195ZM250 172V170H249ZM21 176V177H17V175ZM41 173V172H40ZM74 173V172H73ZM102 173V172H101ZM104 173V172H103ZM127 173V172H126ZM134 173V172H133ZM155 173V174H156ZM166 173V172H165ZM173 173V172H172ZM42 174V173H41ZM46 174V172H45ZM84 174V173H83ZM114 173H112L113 175ZM194 174V173H193ZM200 174V173H199ZM49 175V174H48ZM52 175V174H51ZM96 175H97V172H96ZM100 175V176H99ZM120 175V173H119ZM201 175V174H200ZM54 176V175H53ZM108 176V175H107ZM107 176L105 175H102V174H98V181H99V184H100V181H104V179L106 178L107 179ZM111 176V175H110ZM118 175H115L114 178L112 176V181H111V178L109 179L111 181V184L113 185L114 183L117 185L115 187H118V189H121L122 187L124 188H128V187H125L127 184L123 183V182H126L123 180L122 177H116ZM176 176V174H175ZM195 176V174L193 175ZM198 176V175H197ZM196 176V177H197ZM47 177V176H46ZM49 177V176H48ZM105 177V178H104ZM131 177V176H130ZM174 177V176H172ZM185 177V176H184ZM195 177V179H196ZM50 178V177H49ZM109 178V177H108ZM122 178V179H121ZM127 178V177H126ZM166 178V177H165ZM191 178V177H190ZM193 178V177H192ZM52 179V178H51ZM105 179V180H106ZM122 181H121V180ZM153 179V178H152ZM171 179V178H170ZM186 179V178H185ZM22 180V179H21ZM27 179L26 180H23V181H28ZM96 182V179H94ZM119 180L121 182H119ZM183 180V179H182ZM189 180V179H188ZM57 181V180H55ZM87 181V180H85ZM101 181V182H102ZM128 181V180H127ZM130 181V180H129ZM135 181V180H134ZM138 181V180H137ZM163 181V180H162ZM205 181V180H204ZM22 182V181H21ZM20 182V183H21ZM29 182L27 183V185L29 184ZM60 182V181H59ZM141 182V181H140ZM146 182V181H145ZM157 182V183H158ZM168 182V180H167ZM194 182V181H193ZM55 183V182H54ZM83 183V182H82ZM85 183V182H84ZM128 183V182H126ZM131 183V182H129ZM154 183V182H152ZM185 183V182H184ZM23 186L21 185L22 188H24L25 184L22 182ZM35 184V183H33ZM51 184V183H50ZM92 184H94L92 182ZM122 186L121 188H119V186ZM145 184V183H144ZM163 184V185H162ZM172 184V183H171ZM191 184V183H190ZM195 184V183H194ZM205 184V183H204ZM235 184H239V187H237L238 189H235L234 186L232 187V185H235ZM48 185V184H47ZM96 185V184H95ZM101 185V184H100ZM107 185V187L105 186ZM105 185H102V186H97L98 188H100L102 191L106 192V190L109 188L108 185L110 186L109 182L108 184H105ZM111 185V186H112ZM152 185V184H151ZM150 185V186H151ZM188 185V184H187ZM52 186V185H51ZM75 186V185H74ZM94 186V185H93ZM92 186V187H93ZM132 186V185H131ZM166 182L165 183H161V185H157V187H154L155 189L157 188V190L153 189L152 187V190H155V191H151L150 190V187L148 186V184H145L144 186H139L137 188H128L126 190V193H127V199H128V202L127 204H125L124 206H121V207H116L117 211H115V213L117 212L118 216L119 215H123L124 218L126 217V219H128V224H132V227H134L136 225V222L138 220V217L137 213L141 212L142 210H144V208H147L149 207V201L151 200L150 198H152V194L153 196L154 195H163L161 194V192L163 190L166 189ZM185 186V184H184ZM30 187V186H29ZM73 187V186H72ZM96 187V186H95ZM94 187V188H95ZM135 187V186H134ZM170 187V186H169ZM175 187V186H174ZM243 187V188H242ZM251 187V188H250ZM257 187V186H256ZM260 187V186H259ZM26 188V187H25ZM28 188V186H27ZM57 189V187H55ZM165 188V189H164ZM191 188V187H190ZM247 188H250V189H247ZM19 189H21L19 187ZM29 189V188H28ZM67 189V188H66ZM96 189V188H95ZM113 189V188H112ZM184 189V187H183ZM235 189V190H234ZM24 190V189H23ZM52 190V189H51ZM61 190V189H59ZM73 190V189H72ZM110 190V189H109ZM178 190V189H176ZM22 191V190H21ZM66 191V190H65ZM69 191V190H68ZM91 191V190H90ZM94 191V189H93ZM98 191V190H96ZM101 191V192H102ZM26 192V191H25ZM24 192V194L26 195V193ZM49 192V191H48ZM53 192V191H52ZM152 192V194H151ZM168 191H163L164 193V198H165V195H166V200L167 201H170V197L173 198V197H176L174 196L175 193L174 191L172 190L171 192L167 193ZM177 192V191H176ZM29 193V192H28ZM87 194V192H85ZM108 193V192H107ZM106 193V194H107ZM236 193L237 196H236ZM24 194H22L21 196H25ZM49 194V193H47ZM77 194V193H76ZM79 194V193H78ZM94 194V193H93ZM102 194V193H101ZM122 194V193H121ZM60 195V194H59ZM59 195H56V196H59ZM80 195V194H79ZM85 195V194H84ZM90 195V194H89ZM104 195V193H103ZM126 195V194H125ZM177 195V194H176ZM51 196V195H50ZM63 196V195H62ZM67 196V195H66ZM83 196V195H82ZM91 196V195H90ZM105 196V195H104ZM29 197V196H28ZM43 198H46L44 196H42ZM69 197V196H68ZM84 197V196H83ZM88 197V195H87ZM117 197V196H116ZM10 198L12 200H15V201H12L10 200ZM26 199V197H24ZM58 198V197H57ZM65 198V197H64ZM78 198V196H77ZM81 198V196H80ZM78 199L76 202H77V207L78 206H81V204L83 203V201H85L84 199ZM86 198V197H85ZM123 198H126V196H124ZM18 199V200H17ZM22 201L24 200L23 198H21ZM29 199V198H28ZM30 199L28 201H30ZM31 199V201H32ZM38 199V198H37ZM46 199H49V198H46ZM45 199V200H46ZM61 199V198H60ZM59 199V201H60ZM70 199V198H69ZM121 200V198H119ZM117 199V201H115L116 203L117 202H120V200ZM190 199V198H189ZM188 199V200H189ZM194 199V198H193ZM36 200V199H35ZM51 200V199H50ZM89 200V199H88ZM153 200V199H152ZM157 200V199H156ZM164 200V201H166ZM218 200V201H216ZM230 200V202H229ZM240 200V201H239ZM20 201V200H19ZM57 201V200H56ZM55 201V202H56ZM62 201V200H61ZM60 201V202H61ZM66 201V200H64ZM64 201H62L64 203ZM74 201V200H73ZM217 203H216V202ZM1 202V201H0ZM9 202V203H8ZM27 202V200H26ZM25 202V203H26ZM43 202V201H42ZM54 201L52 202L53 204V208L55 206V203ZM67 202V201H66ZM72 202V201H71ZM86 202V201H85ZM105 202V201H104ZM114 202V203H115ZM174 202V201H173ZM181 202V201H180ZM179 201L176 202L178 204L177 206V209H175L174 211V215L172 214H168L164 217V219H166L167 221H171L170 219H173L172 220V223H176L178 224L179 226L177 227H181V229H179L180 233L182 234H178V233H173L174 234V237L172 235V237L170 238H167L168 236L167 235H170L171 233H166V230L165 228H163V230H165V232L163 231H160V233H164L167 234L165 237V239H167L166 241H173L172 244H175L177 243L180 244L178 245L179 246H182V242L184 244V242L186 240H190V244L187 245L186 247L188 248H193V251L197 250L195 253L192 252L191 250H183L184 246H182L181 250L177 249L178 247H175L176 250H178L177 252L175 251L174 249V254L173 257H172V254L169 255L171 256L170 257H167V259H171V260H163L165 262H167L166 264H204V263H207L205 262L207 259L206 257L209 255H207L208 253H204L207 255L204 254V257L205 259H203V250L205 249H209L210 247H214L215 248V251L213 249L214 252H218V253H215V255H212L210 258L211 259H215L217 258L218 256H220V259L218 257V260H221V261H218L217 259L214 260V264L216 263L215 261L218 262V264L220 262H222L221 264H259V262L261 261L262 259V254L264 252V246L263 244L261 245V241H258L256 245H261V247L259 248H255V249H248V244L249 243H246L245 245H241L240 243H238V240L240 238H238V235L234 236L233 235H227V229H231V228H228L227 227H224V230H223V238H218L217 236V233L219 232H216V230H212L211 228V224L208 226V228L206 227V229L204 227H202L201 225H198L195 226L193 225L194 227V233H193V237H191V234H189V236H187V233L185 232V226L183 225H186L188 223V221L191 219V217L189 218V215L188 214H185L184 212V209L183 208H180L179 206L183 203H180ZM239 202L243 203L244 205H241ZM6 203V204H5ZM21 201L19 202V204L15 207V209L17 210L16 212L18 211H21L23 214L22 216H28L30 215L29 218L32 219L34 215V213H36V210L30 212V208H34L32 205V203L30 202V205H24L23 204H20ZM23 203V202H22ZM28 203V202H27ZM38 203V202H37ZM35 203V204H37ZM51 203V201H50ZM59 203V202H58ZM75 203V202H74ZM154 203V202H153ZM169 203V202H167ZM41 204V202H40ZM39 204V205H40ZM43 204V203H42ZM47 204V203H46ZM49 204V202H48ZM62 204V203H61ZM118 204V203H117ZM204 204V203H203ZM14 205V204H13ZM34 205V204H33ZM38 205V206H39ZM60 205V204H59ZM68 205V204H67ZM75 206V204H73ZM83 205V204H82ZM184 205V204H183ZM3 206V207H2ZM11 206V205H10ZM36 206V205H34ZM48 206V205H47ZM57 206V205H56ZM55 206V207H56ZM63 206V204L61 205ZM60 206V207H61ZM66 206V205H65ZM65 206H64V209H65ZM101 206V205H100ZM118 206V205H116ZM196 206V205H195ZM43 207V210H44V205L42 206ZM49 207V206H48ZM58 207V208H60ZM68 207V206H66ZM76 207V208H77ZM151 207H156V202L155 204H153ZM185 207V206H183ZM3 208V210H4ZM36 208V207H35ZM34 208V209H35ZM57 208V207H56ZM62 208V207H61ZM69 208V207H68ZM71 208V209H70ZM68 210H71L70 212H72V206L70 207ZM75 208V207H74ZM73 208V210H74ZM82 209V206L80 207ZM169 208V207H168ZM187 208V207H186ZM193 208V207H192ZM196 208V207H195ZM206 208V207H205ZM211 207H209L210 209ZM38 209V208H36ZM67 209V208H66ZM65 209V210H66ZM111 209V208H110ZM149 209V208H148ZM157 209V208H156ZM165 209V208H164ZM0 210V211H1ZM11 210V209H10ZM39 210V209H38ZM37 210V211H38ZM56 210V209H54ZM76 210V209H75ZM78 210V209H77ZM84 210V208L82 209ZM81 210V211H82ZM188 210V209H187ZM15 211V210H14ZM59 211V210H58ZM60 211H63V208L60 210ZM67 211V210H66ZM65 211V212H66ZM80 211V212H81ZM193 211V210H192ZM191 211V212H192ZM3 212V211H1ZM0 212V213H1ZM5 212V211H4ZM4 212L2 213V215L4 214ZM12 212V211H11ZM20 212V213H21ZM43 213V211H40ZM52 214L48 213L52 218L54 217L55 218V215L53 212V209H51L50 211ZM63 212V214L65 213ZM68 212V211H67ZM65 213V214H72V213ZM79 213V210L77 211ZM99 212V211H98ZM119 212V213H118ZM157 212V211H156ZM165 212V211H164ZM163 212V213H164ZM9 213V211L7 212V214ZM15 213V212H14ZM40 214L41 216V219H42V215L43 214ZM57 213V212H55ZM75 213V211H74ZM78 213H75L76 216L78 215ZM152 213V212H151ZM200 213V212H199ZM212 213V212H211ZM26 214V215H25ZM38 214V212H37ZM62 212H61V215H63ZM63 215V216H66V215ZM96 214V213H95ZM222 214V213H221ZM0 214V264H11V261L10 259H14L15 258H18L20 257L21 255L16 253V251H18V249L20 250H24L26 251L25 253L22 252L19 250V252L21 254H26V256L29 258L30 255H33L40 252L41 250H43V246H40V245H44L45 242H47L48 239H50L52 236L54 237V235H57L59 233H57V231L55 232L54 230H50V226H48V229L49 231H46V230H42V231H45L44 233H42L41 235H45L43 237H40L38 235V237H31L30 236L32 234L28 233L31 229V227H29L30 229H26V231L28 232H25L24 231V234L27 233L26 235L30 234V236H26V237H20L21 235L18 234V229L17 227H19L20 225L16 222H14L16 219L12 218L13 220H7L8 216H6V220H4V217ZM9 215H12L9 214ZM39 215V214H38ZM57 215V214H56ZM74 216V214H72ZM81 215V214H80ZM78 215V216H80ZM116 215V214H115ZM195 215V214H194ZM198 216V214H196ZM210 215V214H209ZM71 216V215H70ZM68 217V218H71V217ZM122 216V217H123ZM202 216V214H201ZM217 216V215H216ZM36 217V216H35ZM33 217V218H35ZM50 217V219H52ZM57 217V216H56ZM66 217V218H67ZM75 217V216H74ZM96 217V216H95ZM128 217V218H127ZM142 217V216H141ZM175 217H178V219L174 220ZM199 217V216H198ZM222 217V216H221ZM20 218V217H19ZM37 218V217H36ZM47 219L49 218L48 215L46 217ZM65 219H63V217H58V219H63L65 221H67ZM79 218V217H78ZM117 218V217H116ZM121 218V217H120ZM123 218V219H124ZM200 218V217H199ZM10 219V218H9ZM45 219V217L43 218ZM114 219V218H113ZM198 219V218H197ZM203 219V218H202ZM206 219V218H204ZM19 220V219H18ZM21 220V219H20ZM46 220V219H45ZM44 220V223L46 224ZM57 220V219H56ZM122 220V219H121ZM141 220V218H140ZM27 221V220H26ZM33 221V219H32ZM51 221V220H50ZM49 221V222H50ZM53 221V222H52ZM51 221V224L53 223L54 224V220ZM72 221V220H71ZM74 222H76L75 220H73ZM77 221H79L77 219ZM221 221V220H220ZM219 221V222H220ZM20 222V221H19ZM56 222L61 223L59 222V220H57ZM55 222V224H56ZM68 222V221H67ZM97 222V221H96ZM117 222V221H116ZM223 222V221H222ZM24 223V221H23ZM64 221L61 223L63 224ZM70 223V222H69ZM72 223V222H71ZM78 223V222H77ZM81 223V222H79ZM121 223V222H120ZM138 223V222H137ZM166 223V222H165ZM204 223L205 224V221L202 220L201 224ZM30 224V223H29ZM47 224L50 225L47 221ZM65 224V223H64ZM135 224V225H134ZM219 224V223H217ZM221 224V223H220ZM219 224V225H220ZM261 224V225H260ZM19 225V226H18ZM67 225V223H66ZM65 225V226H66ZM77 225V224H76ZM75 223L74 224H71L70 225H67L68 226V229L70 227H76ZM79 225V224H78ZM120 225V224H119ZM118 225V226H119ZM123 225V224H122ZM127 225V224H126ZM134 225V226H133ZM171 225V224H170ZM260 225V226H259ZM29 226V225H28ZM70 226V227H69ZM112 226V225H111ZM128 226V225H127ZM188 226V225H186ZM191 226V225H190ZM243 226V227H242ZM46 227V226H45ZM51 227H53L51 225ZM56 226L54 225L53 228H55ZM86 227V226H85ZM117 227V226H116ZM122 227V226H121ZM189 227V226H188ZM192 227V226H191ZM264 227V226H263ZM47 228V227H46ZM61 228V226H60ZM59 228V229H60ZM83 228V227H82ZM200 228H203L205 231L201 234H199L197 236V238L195 237V235L198 233V230H201ZM219 228V227H218ZM33 229V228H32ZM64 229V227H63ZM72 231V233L74 232L73 229L75 228H70ZM70 229L67 230L68 233L70 232ZM20 230V229H19ZM36 230V228H35ZM61 232L63 231L62 229H60ZM65 230H66V227H65ZM64 230V231H65ZM125 230V229H124ZM221 230V231H222ZM238 230V229H237ZM50 231H54L53 232H50ZM81 231V230H80ZM79 231V232H80ZM178 231V230H177ZM187 231V229H186ZM220 231V232H221ZM235 231V230H233ZM232 231V232H233ZM240 231V230H238ZM247 231V230H246ZM36 232V231H35ZM39 232H41L39 230ZM118 232V231H117ZM116 232V233H117ZM168 232V231H167ZM175 232V231H173ZM242 232V231H241ZM23 233V232H22ZM57 233V234H56ZM66 233L65 231V234L64 235V242H66V238H67V235H69L71 237V234H68ZM81 233V232H80ZM79 233V234H80ZM89 233V232H88ZM186 233V234H185ZM38 234V233H37ZM37 234H35V236H37ZM61 234V233H60ZM77 234V233H75ZM73 235L72 236L75 238V236L77 235ZM99 234V239H101V233H98ZM180 236H178V235ZM195 234V235H194ZM220 234V233H219ZM236 234V232H235ZM34 235V233H33ZM48 235V237H47ZM108 235V234H107ZM221 235V234H220ZM59 237V235H57ZM66 236V237H65ZM79 236V235H78ZM103 236V234H102ZM177 236V238H176ZM227 236H231L230 238H233V240L230 239V243L227 242L228 244H219L218 245V242L219 241H225L227 240ZM27 237H29V242L32 243L35 248H33L34 246H32L31 248H29L26 244H29L28 240H25V238L27 239ZM56 237V236H55ZM69 237V238H70ZM72 237V238H73ZM87 237V236H86ZM98 237L96 236L95 237H92L93 240H91V237H87L85 240H78L77 242H72V244H70V248H69V243H63V245L61 244V246L63 247L65 244H67L66 248L68 247V249H65L68 252V255L71 256V258L69 257V259L67 258L66 260H64L63 258L65 257V253H63L62 255L64 256L62 259L63 263H65L67 260L70 261V259H74L75 257H73L74 255L76 256V254H79V256H83L84 252L87 251L88 249L90 250L93 246L92 244L94 243L95 239L97 240ZM101 237V238H100ZM70 238V240L72 239ZM73 238V239H74ZM80 238V237H79ZM84 238V237H83ZM61 239V238H60ZM59 239V240H60ZM98 239V240H99ZM103 239V238H102ZM106 239V237H105ZM108 239V238H107ZM51 240V239H50ZM69 240V239H67ZM247 240V239H246ZM264 240V239H262ZM73 241V240H72ZM103 241V240H102ZM179 241V243H178ZM44 242V243H43ZM93 242V243H92ZM101 242V240L99 241ZM175 242V243H174ZM181 242V243H180ZM264 242V241H263ZM58 243V242H57ZM98 243V242H96ZM102 243V242H101ZM121 243V242H120ZM169 243V242H168ZM188 243V242H187ZM244 243V242H243ZM49 244V243H48ZM89 244L90 247H89ZM104 244H106L104 242ZM122 244V243H121ZM172 244H169V245H172ZM74 245H76V247H74ZM101 245V244H100ZM185 245V244H184ZM191 245V247H190ZM31 246V244H30ZM36 246L39 247L37 250H36ZM82 246V248H81ZM83 246L84 249H83ZM87 246V247H86ZM102 246V245H101ZM173 246V245H172ZM244 246V247H243ZM263 246V247H262ZM51 247V246H50ZM65 247V246H64ZM74 247V248H72ZM49 248V247H47ZM81 248V249H80ZM105 248V247H104ZM187 248V249H188ZM191 248V249H192ZM50 249V248H49ZM58 249V248H57ZM97 249V248H96ZM203 249V250H201ZM202 251V254L199 253ZM210 250V249H209ZM48 251V250H47ZM46 251V253H47ZM64 251V250H63ZM67 251H64L67 253ZM191 251V252H190ZM199 251V252H198ZM213 251H211V253H213ZM49 252V251H48ZM89 252V251H88ZM207 252V251H206ZM16 253V254H15ZM28 253L30 254L28 256ZM99 253V252H98ZM97 253V254H98ZM105 253V252H104ZM116 253V252H115ZM199 253V254H197ZM210 253V252H209ZM210 253V254H211ZM23 254V255H24ZM86 254V252H85ZM120 254V253H119ZM214 254V253H213ZM18 257H16V256ZM20 255V256H19ZM42 255V254H41ZM40 255V256H41ZM50 255V254H49ZM49 255H42L43 257L42 258V262L41 264H49L48 261H49ZM67 255V256H68ZM101 255V254H100ZM25 256V255H24ZM26 256L23 257L26 259ZM34 256V257H35ZM38 256V255H37ZM39 256V257H40ZM52 256V255H51ZM50 256V257H51ZM124 255L122 254V257ZM215 256V257H214ZM3 257V259H2ZM121 257V260L122 259H126V257L122 258ZM22 258V259H23ZM27 258V260H28ZM31 258V257H30ZM210 258H208L210 260ZM11 259V260H12ZM24 259V260H25ZM34 259V258H33ZM33 259L31 258L30 261H28L29 263L31 262V260L33 261ZM39 259V258H38ZM51 259V258H50ZM86 259V258H85ZM207 259V260H208ZM27 260H25L27 262ZM35 260V259H34ZM208 260V261H209ZM13 261V260H12ZM18 261V260H17ZM21 261V260H20ZM60 261L59 264L62 262ZM65 261V262H64ZM163 261H160L161 263L160 264H163L164 262ZM169 261V262H168ZM212 261V260H211ZM210 261V262H211ZM16 262V261H14ZM24 262V261H23ZM25 262V263H26ZM27 262V263H28ZM36 262V260L34 261ZM34 262H31L30 264H35ZM50 262V261H49ZM55 262V261H54ZM68 262V261H67ZM76 262V260H75ZM79 262V261H78ZM96 262V261H95ZM122 262V261H121ZM264 262V261H263ZM26 263V264H27ZM102 263V262H101ZM123 263H125L123 261ZM14 264V263H12ZM17 264V263H15ZM57 264V263H56ZM86 264V263H85ZM128 264V263H127ZM165 264V263H164ZM208 264V263H207ZM264 264V263H263Z\"/></svg>", "mask_w": 264, "mask_h": 264}]
</instances>
